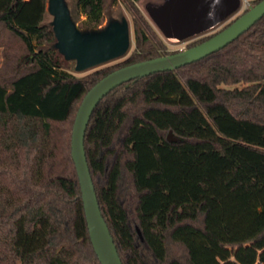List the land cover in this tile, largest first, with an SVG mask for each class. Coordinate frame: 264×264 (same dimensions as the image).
Returning a JSON list of instances; mask_svg holds the SVG:
<instances>
[{
    "label": "trees",
    "instance_id": "1",
    "mask_svg": "<svg viewBox=\"0 0 264 264\" xmlns=\"http://www.w3.org/2000/svg\"><path fill=\"white\" fill-rule=\"evenodd\" d=\"M108 1L67 4L92 29ZM123 1L133 49L77 76L54 47L47 0H0V264H101L71 157L77 107L112 70L178 51L138 0ZM83 144L122 264H264V15L197 61L112 88Z\"/></svg>",
    "mask_w": 264,
    "mask_h": 264
},
{
    "label": "water",
    "instance_id": "2",
    "mask_svg": "<svg viewBox=\"0 0 264 264\" xmlns=\"http://www.w3.org/2000/svg\"><path fill=\"white\" fill-rule=\"evenodd\" d=\"M242 0H149L144 10L169 42L193 39L213 31L241 7ZM55 37L54 47L80 72L124 56L130 48L126 17L111 18L105 25L79 28L66 0H47ZM264 15V0L250 5L222 29L192 46L121 66L97 80L80 101L71 133V157L76 169L89 238L101 264H122L108 226L101 214L84 151V134L90 115L115 86L153 72L174 70L224 47ZM214 32V31H213ZM167 138L172 139L171 132ZM138 230V229H137ZM139 232V231H138Z\"/></svg>",
    "mask_w": 264,
    "mask_h": 264
},
{
    "label": "rangeland",
    "instance_id": "3",
    "mask_svg": "<svg viewBox=\"0 0 264 264\" xmlns=\"http://www.w3.org/2000/svg\"><path fill=\"white\" fill-rule=\"evenodd\" d=\"M67 3L69 4V6L71 7L72 5V0H66ZM149 1V0H138L135 4L136 6L140 9V11L146 16V18L149 20V22H151V20L149 19V17L147 16L145 10H144V4ZM253 0H242L241 2V7L240 9L235 12L232 16H230L227 20H225L224 22H222L218 27H216L213 31H217L220 28H222L225 24H227L228 22H230L232 19L236 18L238 15H240L243 11H245L250 5L253 4L252 2ZM49 17L51 19V15L49 14ZM121 17H126V19L128 20L129 23V27H130V37H131V43H130V48L127 51V53L117 59L102 63L100 65H97L95 67L80 71V72H76L74 70V61L70 60L67 64H66V69H68L69 71H71L73 74L77 75V76H83L86 75L94 70H97L99 68L105 67V66H109L112 64H115L117 62H119L120 60L124 59L128 53L133 49L134 47V36H135V27L133 25L132 22V15L131 12L129 11L127 5L125 4V2L123 0H116V2H109L106 4V11H105V17L104 20L101 24V26L105 25L106 22L111 19V18H116L119 19ZM81 18H83V16H81ZM151 24L153 25V27L155 28L156 32L161 36V38L163 39V41L165 42L166 46H167V50L168 51H174V50H180V49H184L187 47L188 43L193 40V39H189V40H185L183 42H177V43H173V42H169L165 37H163V35L158 31V29L155 27V25L151 22ZM195 39V38H194ZM1 47H0V64L3 60V56H2V52H1Z\"/></svg>",
    "mask_w": 264,
    "mask_h": 264
},
{
    "label": "flooded vegetation",
    "instance_id": "4",
    "mask_svg": "<svg viewBox=\"0 0 264 264\" xmlns=\"http://www.w3.org/2000/svg\"><path fill=\"white\" fill-rule=\"evenodd\" d=\"M211 32H213V31H210V32H207V33L201 34V35L195 37V39H196V38H199V37H201V36H204V35L210 34ZM193 39H194V38H193Z\"/></svg>",
    "mask_w": 264,
    "mask_h": 264
}]
</instances>
